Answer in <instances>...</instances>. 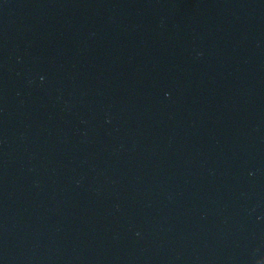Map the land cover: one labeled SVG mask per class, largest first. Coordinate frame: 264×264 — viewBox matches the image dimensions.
Wrapping results in <instances>:
<instances>
[{
  "label": "water",
  "instance_id": "1",
  "mask_svg": "<svg viewBox=\"0 0 264 264\" xmlns=\"http://www.w3.org/2000/svg\"><path fill=\"white\" fill-rule=\"evenodd\" d=\"M0 264H264V0H0Z\"/></svg>",
  "mask_w": 264,
  "mask_h": 264
}]
</instances>
